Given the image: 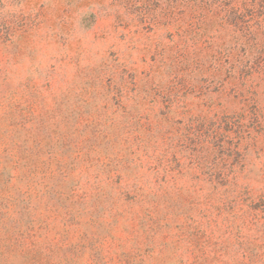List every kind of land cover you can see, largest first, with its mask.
<instances>
[{"label":"rangeland","instance_id":"374dc122","mask_svg":"<svg viewBox=\"0 0 264 264\" xmlns=\"http://www.w3.org/2000/svg\"><path fill=\"white\" fill-rule=\"evenodd\" d=\"M0 264H264V0H0Z\"/></svg>","mask_w":264,"mask_h":264}]
</instances>
